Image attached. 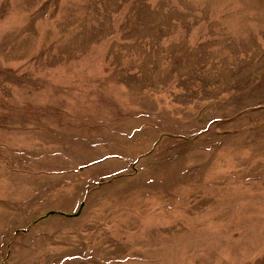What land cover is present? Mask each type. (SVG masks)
Masks as SVG:
<instances>
[{
    "label": "rangeland",
    "instance_id": "obj_1",
    "mask_svg": "<svg viewBox=\"0 0 264 264\" xmlns=\"http://www.w3.org/2000/svg\"><path fill=\"white\" fill-rule=\"evenodd\" d=\"M0 264H264V0H0Z\"/></svg>",
    "mask_w": 264,
    "mask_h": 264
},
{
    "label": "water",
    "instance_id": "obj_2",
    "mask_svg": "<svg viewBox=\"0 0 264 264\" xmlns=\"http://www.w3.org/2000/svg\"><path fill=\"white\" fill-rule=\"evenodd\" d=\"M82 204H83V202H81L80 203V207L78 208V210H76L74 213H64V212H60L61 214H63V215H66V216H74V215H77V214H79V212H80V210H81V206H82ZM51 213H54V211L53 210H50V211H48L44 216H42V217H45V216H47V215H49V214H51Z\"/></svg>",
    "mask_w": 264,
    "mask_h": 264
}]
</instances>
